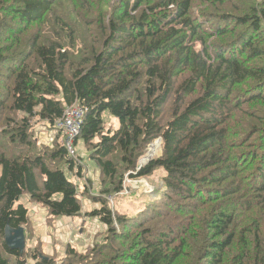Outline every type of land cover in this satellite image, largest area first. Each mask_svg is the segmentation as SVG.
Wrapping results in <instances>:
<instances>
[{
    "label": "trees",
    "instance_id": "16d2710c",
    "mask_svg": "<svg viewBox=\"0 0 264 264\" xmlns=\"http://www.w3.org/2000/svg\"><path fill=\"white\" fill-rule=\"evenodd\" d=\"M1 105L0 264H56L28 253L24 197L48 220L83 212L61 168L78 164L65 135L45 151L32 139V119L56 126L72 106L87 110L75 142L101 194L122 191L126 173L166 176L132 218L96 198L86 215L110 243L86 256L67 245L64 264H264V0H0ZM159 138L163 155L138 169ZM7 228L24 229L23 252Z\"/></svg>",
    "mask_w": 264,
    "mask_h": 264
},
{
    "label": "rangeland",
    "instance_id": "374dc122",
    "mask_svg": "<svg viewBox=\"0 0 264 264\" xmlns=\"http://www.w3.org/2000/svg\"><path fill=\"white\" fill-rule=\"evenodd\" d=\"M53 25L54 23L50 24L47 29H49V27L53 28ZM44 28L46 29V27ZM52 28H50L49 31ZM29 39L31 38L28 35L25 36L23 42L17 47L14 41L10 39V46L16 47L15 49H17L23 44L21 48H25ZM11 68L14 67L10 65L4 68V79L9 77L12 70ZM7 82L6 80L1 81V83ZM10 101L11 99L7 104H9ZM0 113L5 115L11 113V111L7 107L6 109L3 108L1 105ZM17 115H20V117L22 116V114L19 113ZM105 121L106 127L111 126L114 129L118 127V122L111 117H106ZM31 124L33 132L32 139L40 151H45L46 148L52 149L58 141L62 142V138L64 140L63 132L46 121H41L36 118L31 120ZM2 125L3 128L6 127L5 120ZM154 146L155 145H150L147 149V153L149 150H152L156 152L154 156H158L159 148L156 146L157 150H155L153 149ZM75 147L77 150L76 161L78 163L75 169L70 171L66 163H63L61 168L64 169L70 179L77 184L80 194H85L80 197L83 204V212L79 217H59L48 220V211L46 208L30 201L28 197L22 199L30 208L29 211L32 221V233L27 243L28 253L31 254L36 249L42 250V256H45L47 259H55L56 264H64L67 245L75 248L79 254L86 256L89 255L93 249L103 247L110 243L107 226L98 218L87 217L86 215L101 208V204L95 201L96 198L106 199L113 212L132 218L137 216L153 201L156 196V191L163 188L164 177L166 176V172L163 169L156 170L152 175L139 179L131 178L128 176L129 174L126 173L123 180L122 191L103 195L101 194L102 185L100 170L97 168L96 164L90 160L89 151L82 142H79ZM37 263L38 260L28 259L27 261V264ZM180 263H182V261Z\"/></svg>",
    "mask_w": 264,
    "mask_h": 264
},
{
    "label": "built area",
    "instance_id": "2783aa9c",
    "mask_svg": "<svg viewBox=\"0 0 264 264\" xmlns=\"http://www.w3.org/2000/svg\"><path fill=\"white\" fill-rule=\"evenodd\" d=\"M86 112L87 110L80 106L68 107L63 119L58 122L56 126V128L65 135V142L69 155L75 159H77V151L74 147V142L81 132Z\"/></svg>",
    "mask_w": 264,
    "mask_h": 264
},
{
    "label": "water",
    "instance_id": "95a60500",
    "mask_svg": "<svg viewBox=\"0 0 264 264\" xmlns=\"http://www.w3.org/2000/svg\"><path fill=\"white\" fill-rule=\"evenodd\" d=\"M157 141L161 142V153H160V155L153 156V155H150V151H148V153L143 158H141L139 160L138 169L143 168L144 166L148 165L153 160H155V159H157L163 155V147H162L163 139L159 138ZM5 240H6V244L10 248L18 249L21 252H23L25 250L26 239H25V233H24L23 228L16 229V230H12L11 228H7Z\"/></svg>",
    "mask_w": 264,
    "mask_h": 264
},
{
    "label": "bare ground",
    "instance_id": "6f19581e",
    "mask_svg": "<svg viewBox=\"0 0 264 264\" xmlns=\"http://www.w3.org/2000/svg\"><path fill=\"white\" fill-rule=\"evenodd\" d=\"M65 112H66V110H65ZM64 114H65V113H64ZM63 117H64V116H63ZM62 119H63V118H62ZM62 119H61V120H62ZM61 120H60V121H61ZM60 121H58V122H60ZM58 122H56V126L58 125ZM75 141H76V140H75ZM75 146H76V142H74V147H75ZM66 148H67V147H66ZM156 148H157L156 146L153 147V149L157 150ZM75 149H76V147H75ZM76 151H77V150H76ZM149 151H150V150H149ZM68 152H69V151H68ZM158 152H159V155H160V150H159V149H158ZM155 154H156V152H154V151H152V150L150 151V155H153V156H154ZM74 159H75V158H74Z\"/></svg>",
    "mask_w": 264,
    "mask_h": 264
}]
</instances>
